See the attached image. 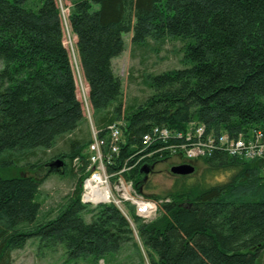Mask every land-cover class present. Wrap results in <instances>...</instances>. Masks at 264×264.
<instances>
[{
	"label": "trees",
	"instance_id": "1",
	"mask_svg": "<svg viewBox=\"0 0 264 264\" xmlns=\"http://www.w3.org/2000/svg\"><path fill=\"white\" fill-rule=\"evenodd\" d=\"M28 1L0 0V264H11L12 252L31 240L63 249L66 260L91 257L96 264L136 251L135 234L150 264H264V155L246 161L215 147L200 160L197 180L151 197L161 200L152 222L133 212L126 217L113 203L90 208L81 202L93 137L81 131L86 119L64 43L66 25L88 104L100 115L93 125L104 153L109 127L122 122L123 142L107 172L137 164L123 176L139 190L141 170L170 157L156 151L161 143L142 145L155 127L184 131L193 123L203 125L205 135L230 138L264 131V0H33L26 8ZM62 3H68L65 20ZM126 33L139 49L148 41H180L182 66L146 77L150 96L123 109L112 63L124 51ZM59 142L63 152L39 159ZM53 161L62 167L47 176H79L52 216L42 213L41 181L6 173ZM222 174L228 180L209 183Z\"/></svg>",
	"mask_w": 264,
	"mask_h": 264
},
{
	"label": "rangeland",
	"instance_id": "2",
	"mask_svg": "<svg viewBox=\"0 0 264 264\" xmlns=\"http://www.w3.org/2000/svg\"><path fill=\"white\" fill-rule=\"evenodd\" d=\"M35 3L33 0L27 2L26 8L32 6ZM63 4V3H62ZM60 5L61 14L63 20L68 14L67 6L68 3L63 4L66 8ZM132 33H126L122 35L124 41V51L116 59L113 60V69L115 75L120 79L122 84L123 91V109L128 105L132 104H141L143 103L151 94L148 86L146 85V77L149 75H157L167 70L180 68L182 65L181 60V48L182 43L177 40H166L163 43H155L152 41L146 42V47L143 48H134L131 44ZM64 43L69 53L71 55V60L75 70L76 84H77V97L80 100L84 116L86 119V125L81 127V131H91L93 130L92 122H94L100 115L94 114L90 108L87 101L88 88L81 78L78 64L76 60V55L74 53V43L75 38L71 36L68 32V28L65 25V38ZM157 49V50H154ZM120 123V127L122 122ZM117 124V123H115ZM94 130H96L94 128ZM96 136V132L92 133V137ZM64 143L59 142L55 151L50 152L47 156L39 157L42 161L48 160L53 152L64 151ZM170 154V153H168ZM170 156V155H169ZM37 159V158H36ZM35 158L31 159L35 162ZM204 157H199L195 160H187L182 154L174 153L169 158L153 164L148 174H146L142 180V185L139 187V190L136 189V186L131 183V186H128L126 183L123 184L124 187H128L127 199L122 200L119 198L121 195V185L119 180L121 174L109 176L106 172V183L110 189L111 196L109 200L114 199V204L117 205L121 213L130 217L136 213V204L131 201V198L139 199L142 198L145 201L159 203L161 200L154 201L151 197H164L165 194L174 190L175 186L189 185L194 180H197L202 174L204 166L200 160H203ZM239 159V158H238ZM26 163L23 161V164ZM43 163V162H42ZM190 164L194 167V173L185 179L183 176H176L170 173V169L174 166ZM96 168L87 169L86 177L82 181V186L85 184L90 175L94 171H99L101 177L105 180V175L101 172L98 166ZM47 165L44 164L37 169H29L28 167H16L10 169L6 174L7 176H33L37 181H41L39 188V201L41 203L42 213L50 212V215H55L57 210L65 203V200L68 195H71L75 189V184L78 179V172L76 176L70 174H65L63 176L51 175L47 176ZM62 170V169H61ZM110 177V178H109ZM123 177V176H122ZM187 177V176H186ZM228 180V177L225 174L219 175L214 179L210 180V184L225 182ZM115 181V182H114ZM104 182V181H103ZM84 183V184H83ZM116 185V186H115ZM116 188V191H115ZM84 187L82 188V193H84ZM120 189V190H117ZM114 191V192H113ZM115 194V195H114ZM137 197V198H136ZM113 201V200H112ZM111 201V202H112ZM96 206L89 204L88 207ZM91 208V207H90ZM88 208V209H90ZM137 216V215H136ZM158 216L157 212H154L147 217H138L143 222H152ZM83 218L86 223L90 222L89 215H83ZM132 229H135V225L130 222ZM135 232V231H134ZM137 245V250L131 248V250L126 252H120L116 255H108L103 260H100L96 264H140L137 260L136 252H139L141 257L144 259L142 264H150L146 254L143 253L140 245V242L135 234ZM61 249V248H60ZM47 249L42 248L39 245L38 241H28L27 244L19 250H15L11 254V264H92V258H79L77 260L69 261L66 260L67 257L64 254L63 249ZM130 256V257H129ZM156 259V258H155Z\"/></svg>",
	"mask_w": 264,
	"mask_h": 264
},
{
	"label": "built area",
	"instance_id": "3",
	"mask_svg": "<svg viewBox=\"0 0 264 264\" xmlns=\"http://www.w3.org/2000/svg\"><path fill=\"white\" fill-rule=\"evenodd\" d=\"M108 130L111 141L109 144L110 148L107 153H104L103 150L105 142L103 140H99L96 136L93 137V140L88 147V168L93 169L97 165L103 175H105L104 180L101 177L99 171H94L90 175L89 179L93 175H96V177L99 178L98 182L100 186L106 187L108 190V200L99 202H94L93 200H91V198H93L92 194L95 195L96 193H92L91 190L87 188V181L89 180L88 179L82 186V188L84 187V193L81 194V202L84 204H114L115 202L113 198L109 200L111 192L107 183L105 182L106 179H108V177L106 176V172L107 167L112 166L114 164L113 155H118L119 144L123 142V137L121 134L120 124H114L110 126ZM251 131L252 132H248L247 137L245 134L239 133L238 137L230 138L227 133H222L217 137H215L213 133L205 135V127L203 125H197L193 123L188 124L184 131L170 130L164 127H155L152 129L151 135H146L143 137L142 145L147 147L152 145L153 143H161L164 147L156 150L157 152L166 151L167 153H170L168 154L170 156H172L174 153L182 154L187 160H195L198 159L200 156L204 158L206 156L209 157L212 152V149L216 147L218 149H222L225 153H228V155L236 156L239 159L247 161L255 158H260L264 155V131L262 129H252ZM171 140H175L178 143L170 144ZM156 151L147 154V156L150 157ZM143 152L144 150L139 151L137 154L134 153V156L132 157L134 158L136 156H141ZM136 165L137 164L127 166L126 164H124L117 172L112 174H109L107 172V174L112 178V175L117 174H121L123 176L124 173L131 171ZM122 176L121 178L123 180H119L121 182L120 185L122 191L121 195H119V198L122 200H126L128 198V187H124L123 184L126 183L128 186H131L132 182L126 181L124 179V176ZM98 192H100V190L97 191V194H101ZM131 201L136 204V215L140 218L147 217L148 215L157 212L158 202L153 203L150 201H145L140 197L139 199L131 198Z\"/></svg>",
	"mask_w": 264,
	"mask_h": 264
},
{
	"label": "water",
	"instance_id": "4",
	"mask_svg": "<svg viewBox=\"0 0 264 264\" xmlns=\"http://www.w3.org/2000/svg\"><path fill=\"white\" fill-rule=\"evenodd\" d=\"M49 170H58L62 167V162L61 161H53L47 165ZM142 173L145 175L148 174L149 168H143ZM170 173L176 176H190L194 173V167L190 164H184V165H179V166H174L170 169ZM102 204V203H100Z\"/></svg>",
	"mask_w": 264,
	"mask_h": 264
},
{
	"label": "bare ground",
	"instance_id": "5",
	"mask_svg": "<svg viewBox=\"0 0 264 264\" xmlns=\"http://www.w3.org/2000/svg\"><path fill=\"white\" fill-rule=\"evenodd\" d=\"M108 132V131H107ZM158 150V149H157ZM88 155V154H87ZM133 155V154H132ZM144 156V155H143ZM146 157V156H145ZM144 157V158H145ZM88 158V157H87ZM131 158V157H130ZM138 160V159H136ZM135 160V161H136ZM88 162V161H87ZM126 164V163H125ZM133 165V164H132ZM146 167V166H145ZM96 168V167H95ZM93 170V169H92ZM112 174V173H111ZM110 178V177H109ZM99 178L96 177V175H93L88 181H87V188H89L91 190L92 193H96L95 195L92 194L91 200H93L94 202H99V201H106L108 200L107 197L109 196L108 190L106 187L100 186L99 182H98ZM115 182V181H114ZM85 183V182H84ZM83 183V184H84ZM116 186V185H115ZM100 188V189H99ZM98 193L101 194H97V191H99ZM116 191V190H115ZM114 192V191H113ZM115 195V194H114ZM134 203V202H133Z\"/></svg>",
	"mask_w": 264,
	"mask_h": 264
},
{
	"label": "crops",
	"instance_id": "6",
	"mask_svg": "<svg viewBox=\"0 0 264 264\" xmlns=\"http://www.w3.org/2000/svg\"><path fill=\"white\" fill-rule=\"evenodd\" d=\"M112 64H113V63H112ZM96 121H97V120H95V123L97 124ZM84 126H85V125H84ZM92 127H93V130L91 131V133H90L89 131H87V130L84 131L85 133L90 134V137H92V133L95 131V130H94L95 127H94V125H93V122H92ZM85 135H86V134H85Z\"/></svg>",
	"mask_w": 264,
	"mask_h": 264
}]
</instances>
